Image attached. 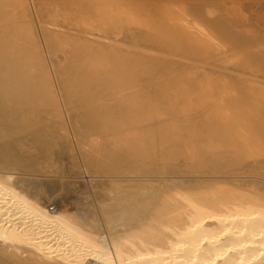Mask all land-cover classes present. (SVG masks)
Segmentation results:
<instances>
[{
    "label": "bare ground",
    "instance_id": "bare-ground-1",
    "mask_svg": "<svg viewBox=\"0 0 264 264\" xmlns=\"http://www.w3.org/2000/svg\"><path fill=\"white\" fill-rule=\"evenodd\" d=\"M0 264H264V0H0Z\"/></svg>",
    "mask_w": 264,
    "mask_h": 264
},
{
    "label": "rangeland",
    "instance_id": "rangeland-1",
    "mask_svg": "<svg viewBox=\"0 0 264 264\" xmlns=\"http://www.w3.org/2000/svg\"><path fill=\"white\" fill-rule=\"evenodd\" d=\"M43 165H45L47 168H51L52 166L56 165V161L52 158L49 157L48 159L42 161ZM65 176H69L71 174H73L72 172H65L63 173ZM152 196V195H151ZM97 199V196L94 197L93 200Z\"/></svg>",
    "mask_w": 264,
    "mask_h": 264
}]
</instances>
